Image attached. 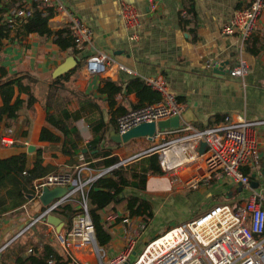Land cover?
<instances>
[{"label":"crops","instance_id":"obj_1","mask_svg":"<svg viewBox=\"0 0 264 264\" xmlns=\"http://www.w3.org/2000/svg\"><path fill=\"white\" fill-rule=\"evenodd\" d=\"M14 1L0 0V7L5 9L3 23L17 2L24 4L26 8H32V4L36 2ZM61 1L92 30V46L82 51H61L50 39L37 34L19 35L17 28L11 31L0 50V67L7 70L9 77L30 75L34 78L37 82L33 91L38 102L31 109L24 107L18 117L9 122V128L14 130L16 143L12 147H5L0 142V159L26 152L29 167L32 168L36 153L40 151L44 165L52 167V173L76 170L85 165L91 169L89 175L99 172L91 168V163L88 162L93 154L88 148L93 135L89 123L84 119L77 122L83 137L82 153L64 154L59 145L40 140L42 129L47 126L46 99L50 85L57 79H61L67 87L66 90H59L57 96L64 103L69 102L67 105L71 112L80 109L79 101L68 92L69 89H75L89 95L99 105L107 123L114 118L115 125H110V139L111 133H118L117 118L137 109L139 99L136 93L124 91L116 94L111 104L109 95L102 91L106 80L125 84L136 77L143 81L149 77H162L178 100L186 106L184 113L188 109L192 111L194 122H183L177 129L160 130V133H168L157 136L154 140L139 139L120 147L108 143L121 162L129 151L138 152L139 146L144 151L136 153L140 157L158 147L160 140L165 142L168 137L175 140L187 135L188 133L180 131L187 125H191L195 131H206L222 123L227 116L234 119L241 116L250 122H264V10L257 32L246 43L243 44L237 36L223 34V28L234 11L249 6L252 0H154L155 10L150 8L149 0H124L136 7L141 15L142 27L138 31L139 39L136 42L129 40V33L120 20L121 0ZM50 26L58 31L65 28L66 22L55 13ZM96 53L108 55L117 65H122L129 71H121L117 66H112L102 75L89 76L84 68L85 60ZM72 58L76 59L77 65L56 78L59 67ZM240 58L249 64V74L244 79L230 76V71ZM214 63L222 66L223 74L214 72ZM16 95H19L18 90ZM21 98L27 100L28 96L22 94ZM2 105L0 94V107ZM256 135L260 167L247 168L245 172L250 171L252 183H259L254 190L264 195V123L256 127ZM139 143H145L147 147ZM29 147H34L31 153L28 152ZM87 153H90L88 157ZM92 162L96 163V160L92 159ZM181 174L186 178L191 176L189 171L181 172L180 176ZM160 177L150 175L147 189L141 195L150 191L171 192L163 187L168 180ZM202 183L212 185L209 190H203H206L208 196L215 194V201L225 196L233 205L243 203L251 193L229 179L205 180ZM198 190L199 188L196 191ZM184 191L186 190H178V193ZM79 199L75 196L70 204L74 210H80ZM153 205L154 210L158 208L154 202ZM45 208L39 199L34 198V193L22 199L12 184L0 190V264H41L34 251L41 252L45 244L53 245V238L44 242L38 233V227L33 231L31 227L39 223L45 224L50 230L54 229L58 236L56 228L47 221L34 222ZM102 215L112 237L109 245L102 247L108 256L122 251L128 237L139 229L141 233L137 237V249L148 225L143 217H130L125 207L115 209L112 206L104 210ZM142 225L145 226L143 230ZM157 235L158 231L147 236V244L148 239L154 240L160 236ZM136 249L133 255L136 254ZM87 261L97 264L94 256L86 251L73 250L71 256L65 252L63 254V262L66 264Z\"/></svg>","mask_w":264,"mask_h":264},{"label":"built area","instance_id":"obj_2","mask_svg":"<svg viewBox=\"0 0 264 264\" xmlns=\"http://www.w3.org/2000/svg\"><path fill=\"white\" fill-rule=\"evenodd\" d=\"M35 1L52 5L56 15L63 17L65 28L69 29L76 50L82 51L92 46V30L77 14L67 9L61 0ZM149 5L155 10L154 0H149ZM263 10L264 0H252L249 6L236 9L223 28V34L237 36L243 44L246 43L257 32ZM33 13L32 8L23 7L22 3L17 2L4 23L11 30L16 29L21 20L29 19ZM119 17L129 33V40L138 41L142 19L137 8L121 0ZM112 66H117L121 71H129L126 67L117 65L104 53L89 56L84 64L89 76L102 75ZM248 74L249 64L242 58L230 71V76L236 79H244ZM144 82L158 92L162 100L119 116L117 128L120 134L143 123H158L182 116L185 111L186 106L178 100L162 77H149ZM263 123L250 122L241 116L235 119L227 116L222 123L206 131H195L191 125H187L180 130L188 133L187 135L164 142L144 153L152 152L158 156L164 175L173 174V183L179 184V190H197L205 180L229 179L233 184L251 193L243 203L235 206L216 205L196 218L167 231L163 236L149 242L133 261L139 229L128 237L122 251L108 256L104 249L97 246L86 192L111 170L137 157L126 159L114 167L90 175L91 169L85 165L72 173L55 172L36 179L33 181L36 199L40 198L45 188H67L68 193L47 206L34 222L46 221L48 215H55L78 196L80 212L75 216L72 228L63 229L58 234L66 255L71 256L73 250L86 251L94 256L97 264H264V195L253 189L251 177L245 173L247 168L260 167L256 127ZM165 133L168 132H158L155 138ZM0 142L5 147H12L16 143L14 130L7 128ZM202 143L206 144V148L200 153ZM176 150H179L178 155L169 156ZM192 167L193 170L189 171L191 176L183 183L180 173ZM167 185L163 187L172 190L169 181ZM141 229H145V226L142 225ZM79 263L90 264L88 261Z\"/></svg>","mask_w":264,"mask_h":264},{"label":"trees","instance_id":"obj_3","mask_svg":"<svg viewBox=\"0 0 264 264\" xmlns=\"http://www.w3.org/2000/svg\"><path fill=\"white\" fill-rule=\"evenodd\" d=\"M17 1L15 0L14 3ZM22 6L25 5L22 4ZM32 9L34 10L32 17L20 21L17 27L19 35L37 34L52 40L61 51L75 49V42L69 29L63 28L54 31L51 28L50 21L55 16V8L52 5L36 1L32 4ZM4 13L5 9L0 7V50L12 31L3 23ZM36 82L30 75L9 77L7 70L0 67V94L3 101V105L0 107V138L3 132L9 128V122L16 119L24 107L31 109L38 102L33 91ZM66 89L67 87L61 82V79L55 80L50 85L45 104L47 126L42 129L40 140L59 145V149L64 154L82 153L83 137L77 127V122L84 119L89 123L93 135V139L88 144V148L93 153L88 160L91 163V168L105 170L120 164L121 160L115 154L114 148L108 145L111 143L120 147L109 138L110 125H115L114 118H111L107 123L99 105L89 95L75 89H69L68 92L79 101L80 109L71 112L67 105L69 102L64 103L57 96L59 90ZM16 90L19 92L18 96ZM102 91L109 95L111 104L112 98L116 94H121L124 91L136 93L139 99L136 108L157 104L162 100L158 92L148 87L138 77L130 79L125 84L106 80ZM22 94H26L28 99H22ZM36 154L32 168L29 167V156L26 152L0 159V190L12 184L22 199L33 195V181L53 172L52 167L44 165L41 152L37 151ZM89 154H86L87 157ZM92 159L96 160V163H93ZM245 173L249 175L250 171ZM150 175H164L158 156L152 152L140 156L126 166L120 165L114 168L97 180L86 192L89 214L99 247L108 246L112 239L109 229L103 222L102 212L107 208L111 206L115 209L125 207L130 217H143L146 223H149L154 217L152 201L141 195L147 189ZM128 190L132 192L130 193ZM219 204L236 205L230 204V202ZM79 212L80 210H74L71 205H67L55 214L63 220L65 228L69 230ZM34 252L38 254L37 258L41 264H66L63 262V249H58L51 244H45L41 252L37 250Z\"/></svg>","mask_w":264,"mask_h":264},{"label":"rangeland","instance_id":"obj_4","mask_svg":"<svg viewBox=\"0 0 264 264\" xmlns=\"http://www.w3.org/2000/svg\"><path fill=\"white\" fill-rule=\"evenodd\" d=\"M173 140H174L173 137H168L167 139H165V142H170ZM163 143L164 141L160 140L159 145H162ZM139 145H143L145 148L147 147L145 143L143 144L139 143ZM141 149H142V146H139L138 152L129 151L123 156L124 159L126 160V158L129 156L130 158H133V157L138 158L139 155H137L136 153H142L143 150ZM130 158H127V159H130ZM137 158H134L133 160ZM102 170L103 169L101 170L99 169V171H102ZM191 170H193V167L191 169H185L184 171H191ZM74 171L75 170L72 169L70 171L64 170L60 172H71L72 173ZM172 177H173V174L171 175L169 173L160 177L162 179H166L169 181L170 187L172 189L171 192L150 191L148 193L146 192L145 194H142L146 199L152 201V203L154 202L156 206L158 205V208L156 207V209L154 210L155 215L148 223L147 229L143 233L144 235L142 234L143 235L142 240L140 242V245L136 249V254L132 256V261L137 259V257L141 254L144 246L147 244L146 242L147 236H149L150 234L158 231L157 236L162 235L166 233L167 231L173 229L174 227L186 221L196 218L203 212L218 205L219 203L231 202L225 196L220 197L218 201H215V196H214L215 194H210V196H208L206 190H203V189L209 190V187H211L212 185H204L203 183L200 184L198 191L189 188V189H186V191L184 192L178 193V190L181 188H178L179 184L175 185L173 183L174 177L173 179ZM181 177L183 179L182 182L184 183L186 181V176L181 174ZM202 191L204 192L202 193ZM36 227H38L39 229L38 233H40L41 238L44 242H49V240L53 238L52 244L56 248L62 249L58 236L55 233L54 229L50 230L49 227H47L45 224L41 225L39 223L36 226L33 225L31 227V231L35 230ZM63 229H65V226ZM151 240L153 239H150V240L148 239V242H150Z\"/></svg>","mask_w":264,"mask_h":264},{"label":"water","instance_id":"obj_5","mask_svg":"<svg viewBox=\"0 0 264 264\" xmlns=\"http://www.w3.org/2000/svg\"><path fill=\"white\" fill-rule=\"evenodd\" d=\"M77 65L76 59H71L67 61L66 64L59 67V69L56 72L55 77H60L69 71H71L75 66ZM214 72H220L223 74L222 66H219L217 63H214ZM225 74V73H224ZM195 121V117L190 109L186 111L182 116L174 117L169 120L160 121L158 123H143L137 127H134L133 129L129 130L128 132L124 134L120 133H111V140L119 145H127L135 140L139 139H148L153 140L156 136V134L160 130H170V129H177L181 126L183 122L185 123H191ZM206 148V144L202 143L200 147V153H203ZM34 150V147H29L28 152L31 153ZM85 152L87 149L84 150ZM259 186V183L253 182L252 187L253 189H257ZM68 193L67 188H45L43 190L42 195L40 196L39 200L44 205V207L49 206L51 203H53L55 200L63 198ZM48 224L53 225L56 228V231L58 234H60L65 226V223L61 218L54 214L48 215L46 219ZM97 246L98 242H97Z\"/></svg>","mask_w":264,"mask_h":264},{"label":"bare ground","instance_id":"obj_6","mask_svg":"<svg viewBox=\"0 0 264 264\" xmlns=\"http://www.w3.org/2000/svg\"><path fill=\"white\" fill-rule=\"evenodd\" d=\"M179 154V150H176V151H172L169 156H172V155H178ZM167 183V182H166Z\"/></svg>","mask_w":264,"mask_h":264}]
</instances>
